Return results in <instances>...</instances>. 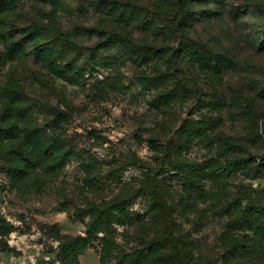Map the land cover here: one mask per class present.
<instances>
[{
	"label": "rangeland",
	"instance_id": "obj_1",
	"mask_svg": "<svg viewBox=\"0 0 264 264\" xmlns=\"http://www.w3.org/2000/svg\"><path fill=\"white\" fill-rule=\"evenodd\" d=\"M103 1L23 0L0 14V113L8 109L6 90L27 94L42 107L35 127L65 144V165L54 172L28 145L37 164L20 181L0 160V214L19 227L0 264H49L58 242L43 226L85 236L90 208L120 202L128 222L114 223L117 248L107 264H264V243L254 231L231 232L228 211L235 200L264 207V48L257 43L264 0L189 1L186 25L158 0H113L137 9L112 22L96 8ZM129 12L158 20L160 29L145 33L155 30H143ZM29 27L73 34V54L85 66L80 83L43 64V36L31 37ZM151 47L157 53L147 62L129 53ZM175 87L189 97L161 102ZM55 107L70 116L62 128L53 127ZM7 113L17 128L26 126L16 111ZM174 143L185 165L202 173L204 197L178 179ZM237 160L243 164L233 166ZM102 248L92 242L81 263L101 264Z\"/></svg>",
	"mask_w": 264,
	"mask_h": 264
},
{
	"label": "trees",
	"instance_id": "obj_2",
	"mask_svg": "<svg viewBox=\"0 0 264 264\" xmlns=\"http://www.w3.org/2000/svg\"><path fill=\"white\" fill-rule=\"evenodd\" d=\"M23 0H0V14L11 12L15 10ZM161 2L162 7L167 5L173 7L174 20L178 21V24L186 25L188 14L184 8L189 1L193 0H158ZM129 5V9L135 11V6ZM261 7H264L262 4ZM97 10L104 15L106 20L112 22L121 23L120 19L124 18L127 10L126 5L113 0H104L97 4ZM125 12V13H124ZM128 12V11H127ZM130 13V17L139 18L143 24V30H155L144 31L151 34H156L160 29V22L152 21L149 23L145 21L140 15ZM164 13V12H163ZM177 17V18H176ZM185 21V22H184ZM262 27V36L258 38V45L264 48V22H260ZM150 28V29H149ZM51 32L44 31L41 28L29 27L25 32L29 33L31 37L39 38L43 36V40L38 48V56L46 65L54 72V74L71 84H78L82 79L85 71V66L80 65L76 56L75 41L73 34L64 32L62 29L53 27ZM104 47L109 44L108 39L104 40ZM15 46H18L17 44ZM149 52L142 54L130 49V54L136 57L138 62H147L153 54L157 53L155 48H150ZM171 77V76H170ZM162 81V80H161ZM190 92L187 89H179L175 87L165 94L160 96V101L164 103L182 101L186 97H189ZM4 97L5 106L8 107L0 113V144H7L5 150L0 152V160L6 165L9 175L14 181H20L24 179L29 171L34 170L36 162L32 159V154L28 150V145L34 146L40 150L45 159L49 162H53L50 171H58L65 165V161L62 159L60 152L65 148L64 140L54 138L49 139L47 133L39 127H35L38 121V114L42 111V107L36 103V101L29 95L20 93L13 89L6 90ZM18 107H22L18 109ZM16 111L17 116L26 123V126L21 129L17 128L10 121L8 111ZM78 111H83L79 110ZM49 115L53 118V127L62 128L66 123L70 121V116L59 107L51 108ZM183 130V129H182ZM181 131V130H180ZM152 147L160 153L170 156L166 149L160 146V143L153 142ZM172 151L176 157L175 162L179 168L177 177L183 182L184 189L190 194H195L204 197L206 195V189L203 184V175L197 170L189 169L179 156L178 144L171 145ZM243 164L241 160L234 162L233 166ZM127 202H120L107 208L92 207L88 210L90 215V223L85 236H73L65 234L62 228L57 225H45L43 226V233L54 241L58 242V249L51 250L54 254L49 264H82L80 261V255L84 254L94 241H100L103 245L101 254V264H107L108 261L114 256L117 245L114 241V223L125 224L128 221L127 214ZM228 211L234 212V218L229 223L231 232H241L244 230L254 231L256 237L260 242L264 243V207L248 205L244 206L240 201L235 200L228 206ZM24 218V217H23ZM19 227L9 221L7 218L0 214V254L10 253L12 251L9 244L10 236L17 232ZM104 234V236H100ZM231 238V236H229ZM152 249L155 247H161L162 243L152 244ZM141 256L134 257L126 255L129 260L138 263ZM123 264L122 260L120 261Z\"/></svg>",
	"mask_w": 264,
	"mask_h": 264
}]
</instances>
